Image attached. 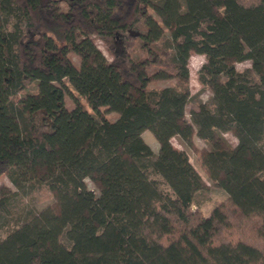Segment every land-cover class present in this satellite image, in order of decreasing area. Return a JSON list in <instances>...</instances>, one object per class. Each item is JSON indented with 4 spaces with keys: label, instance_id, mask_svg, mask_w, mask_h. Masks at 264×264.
<instances>
[{
    "label": "trees",
    "instance_id": "trees-1",
    "mask_svg": "<svg viewBox=\"0 0 264 264\" xmlns=\"http://www.w3.org/2000/svg\"><path fill=\"white\" fill-rule=\"evenodd\" d=\"M192 53L205 56L197 74L214 107L201 103L191 122ZM154 76L176 84L150 87ZM65 79L93 112L66 106ZM194 124L212 144L207 172L228 193L208 215L201 175L171 143L190 140ZM263 141L264 0H0V174L17 188L1 194L0 217L19 194L45 187L55 200L21 207L0 264H264Z\"/></svg>",
    "mask_w": 264,
    "mask_h": 264
},
{
    "label": "rangeland",
    "instance_id": "rangeland-1",
    "mask_svg": "<svg viewBox=\"0 0 264 264\" xmlns=\"http://www.w3.org/2000/svg\"><path fill=\"white\" fill-rule=\"evenodd\" d=\"M61 4L64 5V0H61ZM169 31V28L165 26L164 36L162 40L158 42L160 46L164 45L168 47ZM92 38L98 48L102 51V53H104V55L108 59H110L112 57V54L110 53L106 43L102 41V39L98 35H92ZM68 54L71 56L74 63L77 66H80V58L76 54H73V52ZM204 60L205 56L203 54L192 53L188 61L190 72L188 73V84L191 95L190 98H188L189 100L186 104L185 111L186 118L191 122V112L198 109V106L201 103H207L210 107H214L212 91L208 86H203V84L198 79L197 73ZM235 66L237 69L243 70L244 68L251 66V60L247 59L235 62ZM65 83L67 84V92L65 94L66 106L68 108H73L75 104L73 102H75V100H78L79 103H81L86 109H88L90 112H93L86 103V99L77 91H75L76 89L72 86L69 80L65 79ZM175 84L176 79L173 77L159 78L154 76L152 77L149 86L154 88H161L166 86H173ZM35 91H37V82L31 83L23 92H20L21 94L19 96H25L27 93H34ZM102 112L110 120H114L118 116L117 112L115 111H106V109H103ZM196 131L197 126L194 124V133L193 135H191L192 137L190 138V140L186 141L178 135H173V137L171 138V143L173 144L174 148L184 150L188 154V160H190L194 168L197 170L196 172L201 175L205 187L197 195L199 201L201 202L199 209H201L205 215H208L211 211V208L215 206L216 202L225 199L228 193L223 188H221V186H218V184H216L217 182L211 177V174L207 172V168L204 165L202 159L204 155L212 149V144L206 139H203L200 136L196 135ZM221 134L228 145L233 146L237 144L238 138L231 131L222 132ZM142 136V138H144V140L151 146L152 149L155 143L154 138H156L154 137L155 135L152 133V131H150L149 129H145L142 133ZM262 145H264V141ZM154 177L158 178V180L160 179L159 175ZM85 181L89 189L94 190L96 194L99 193V189L97 188L98 185L94 180H92L91 178H86ZM159 186H161L163 189L168 188L161 181ZM16 189V186L9 180V178L5 174H0V196L2 193H7V191H16ZM54 201L55 200L52 193L47 191L45 187L37 189L28 196H22L19 194L18 196L12 197V200L10 199L9 202V212L4 213L2 217H0V238L5 236L6 231L10 226L9 224L16 220L21 207L26 204H30L37 208H42L45 205L54 204ZM193 208L197 209L196 204L193 205ZM65 238L66 237L62 235L60 240L69 245V241Z\"/></svg>",
    "mask_w": 264,
    "mask_h": 264
},
{
    "label": "crops",
    "instance_id": "crops-1",
    "mask_svg": "<svg viewBox=\"0 0 264 264\" xmlns=\"http://www.w3.org/2000/svg\"><path fill=\"white\" fill-rule=\"evenodd\" d=\"M154 140H155V143H154V146L152 147V149L156 152L157 149L160 147V144H159L157 138H154ZM158 151H159V149H158Z\"/></svg>",
    "mask_w": 264,
    "mask_h": 264
}]
</instances>
